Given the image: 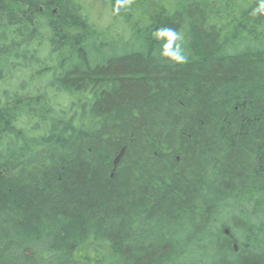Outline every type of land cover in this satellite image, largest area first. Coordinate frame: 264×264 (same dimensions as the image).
I'll return each instance as SVG.
<instances>
[{
    "label": "trees",
    "instance_id": "16d2710c",
    "mask_svg": "<svg viewBox=\"0 0 264 264\" xmlns=\"http://www.w3.org/2000/svg\"><path fill=\"white\" fill-rule=\"evenodd\" d=\"M0 264H264V0H0Z\"/></svg>",
    "mask_w": 264,
    "mask_h": 264
},
{
    "label": "rangeland",
    "instance_id": "374dc122",
    "mask_svg": "<svg viewBox=\"0 0 264 264\" xmlns=\"http://www.w3.org/2000/svg\"><path fill=\"white\" fill-rule=\"evenodd\" d=\"M95 10H97V9H95ZM231 34H232V31L230 30V31H229V36H231ZM236 214H237V213H236ZM236 214L222 213L220 216H221V219H222L223 221H232L233 218H234L235 216H240L239 214H238V215H236ZM204 216H216V213H215L214 209H211V210L208 211V213H207L206 215H204ZM240 217H242V216H240ZM231 223H232V222H231ZM240 235H242L241 232H240Z\"/></svg>",
    "mask_w": 264,
    "mask_h": 264
},
{
    "label": "water",
    "instance_id": "95a60500",
    "mask_svg": "<svg viewBox=\"0 0 264 264\" xmlns=\"http://www.w3.org/2000/svg\"><path fill=\"white\" fill-rule=\"evenodd\" d=\"M227 234H229V231H226ZM236 247V246H235Z\"/></svg>",
    "mask_w": 264,
    "mask_h": 264
}]
</instances>
